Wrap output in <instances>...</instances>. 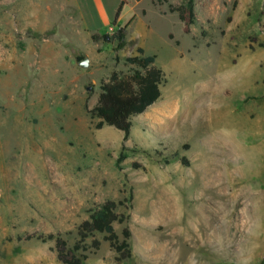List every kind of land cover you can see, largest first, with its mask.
I'll list each match as a JSON object with an SVG mask.
<instances>
[{"label": "rangeland", "instance_id": "1", "mask_svg": "<svg viewBox=\"0 0 264 264\" xmlns=\"http://www.w3.org/2000/svg\"><path fill=\"white\" fill-rule=\"evenodd\" d=\"M182 2L0 0V264H264V0H195L189 34ZM139 47L165 81L124 139L86 107ZM108 200L128 257L80 241Z\"/></svg>", "mask_w": 264, "mask_h": 264}, {"label": "trees", "instance_id": "2", "mask_svg": "<svg viewBox=\"0 0 264 264\" xmlns=\"http://www.w3.org/2000/svg\"><path fill=\"white\" fill-rule=\"evenodd\" d=\"M168 0H158L159 4L166 3ZM127 0H120L116 10V20L119 19ZM170 12H176L179 20L183 24V32L189 34L191 26L196 22L195 0H183L179 5L168 4ZM108 38V36H104ZM95 42L100 40L98 35H92ZM117 41L116 51L122 50L126 46V32L124 27H118L114 35ZM139 55L126 58V63L132 68L126 74L116 71L112 72L108 80L101 84L97 104L87 111L91 119L97 118L99 122L97 128L103 125L113 126L124 133V139H127L133 123L132 117L140 115L154 105L161 97V85L165 81L164 71L156 65V55H147L142 47L138 48ZM116 203L108 200L96 209H94L88 220L84 221L78 234L80 241H84L89 235L94 233L105 234V239L111 247L122 254L123 257L130 256V247L126 238L129 232L125 230V239L120 243L115 231L114 224L122 222L119 213L116 210ZM49 238H53L50 235ZM98 248V244L96 243ZM57 247L62 253L65 249V243L58 239ZM75 249L79 250V245ZM60 257H63L60 254ZM87 257V255H84ZM66 264H82V260L75 256L71 260H65Z\"/></svg>", "mask_w": 264, "mask_h": 264}, {"label": "water", "instance_id": "3", "mask_svg": "<svg viewBox=\"0 0 264 264\" xmlns=\"http://www.w3.org/2000/svg\"><path fill=\"white\" fill-rule=\"evenodd\" d=\"M113 38V37H111ZM88 65V59L87 58H84L81 62H80V66L81 67H87Z\"/></svg>", "mask_w": 264, "mask_h": 264}]
</instances>
